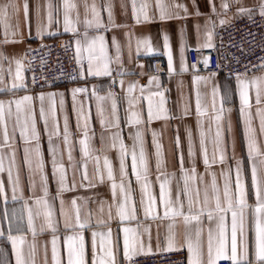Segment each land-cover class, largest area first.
Segmentation results:
<instances>
[{
	"label": "crops",
	"instance_id": "1",
	"mask_svg": "<svg viewBox=\"0 0 264 264\" xmlns=\"http://www.w3.org/2000/svg\"><path fill=\"white\" fill-rule=\"evenodd\" d=\"M17 5L16 10H9L10 28L8 29L9 42L5 43L4 25L0 24V56L7 59L0 60V68L3 76V83L7 85L4 91H0V100L8 101L19 99L25 95L33 97V109L36 119L37 129L40 133V147L45 162V174L48 177L49 196L47 197L52 206V228H48L43 215L35 217L33 226L36 234L33 235L28 227L27 211L23 209L25 200L34 207V201L37 197L43 196V189L39 174L32 175L29 172L27 164L24 162V148H34L35 141L25 144L20 136V128L17 127L13 132V124L15 115L7 118L9 145L3 149L5 154V171L0 172V180L4 183V194L0 195V264H16V255L13 249L12 241L9 235L17 238V247L21 250L25 264H54L52 258V241L56 239V247L60 264H67L68 250L66 238L82 232L85 237V252L87 264H92V233H107L111 230L114 252L116 253L118 264L124 260L123 245L125 227L137 230L136 234L129 233L130 241L138 235L139 240L143 243L144 251H139L137 244V252L150 253L165 250L167 248V240L170 235L175 236L176 244H185L187 235H191L193 243L196 242L195 228L192 225L186 228L182 218H177L175 227L169 230L170 220L159 218H145L140 204L142 193L140 184L136 181L135 174L132 172L131 152L133 150V136L139 129L143 134V147L145 149L148 169L149 181L151 183L152 195L156 198L158 204V215H163V205L159 202L160 181L157 176L160 173L156 170V147L153 142V133H156V143L161 146L163 156L162 171L165 172L171 180L170 190L173 200L176 199L178 191L183 188L184 181L180 171V157H183V167L190 170L193 166L192 158L189 157V144L187 132L190 130L192 134V145L195 153V168L197 175L204 177V183L197 181L201 189V199L203 197L204 184L211 183L212 172L216 173L217 184L223 192L224 178L220 175L222 167H226L216 163L212 165L208 172L205 171L203 157L200 147V127L198 120L202 121L203 130L206 133L205 144L211 160L213 153L212 140L215 136L216 122L214 117L217 114L222 115L220 122L223 132L224 146L226 147L228 163L232 164L233 180L235 173V162L231 159L233 156L232 142L235 141L236 158L241 159L245 166L246 189L249 192L248 204L251 206L247 210L246 232L249 245V253L252 256L255 252V231L252 216V208L255 206V196L251 189V172L250 162L247 158V147L244 140L243 118L240 114V97L237 88V80L235 77H227L215 72L193 71L188 61V50L190 48H206L203 47L208 42V32H212V44L215 46V28L221 25L220 20L229 21L232 15L228 9L221 8V0H161V4L165 8V15L172 18L161 19L160 8L157 7V0H135L137 9L142 3H147L146 9L149 19L145 20L143 14H139V22L137 15L133 13V0H95L100 12L102 26L97 28L95 25L88 28L87 40L94 39L97 36L104 37V45L107 49V55L110 58V68L112 70L110 76H91L87 73V56L88 53L83 50L80 53L82 60L78 64L79 80L67 85H56L39 90L29 89V77L25 62L26 50L36 44L39 40L56 38L65 35L72 36L75 58L76 40L80 39L82 48L87 46V40L83 37L85 31V10L83 0H70V3L77 5V8L71 9L69 15L74 23L77 31H64V0H12ZM28 4V16L25 20L23 5ZM93 0H89L91 4ZM229 6H233L235 13L238 14V8L244 7L254 9L259 12V4L261 0H225ZM9 3V0H0V6ZM111 5L112 24L109 22L108 5ZM174 4H182L187 8V12L183 9L173 7ZM215 5V13L212 11V5ZM229 8V7H228ZM197 11L200 15H197ZM49 14H51V24H49ZM179 16V18H176ZM79 17V22H77ZM88 18L91 19L89 12ZM215 27H213V23ZM116 25V26H113ZM43 33L37 36V27ZM199 26V27H197ZM15 33V35H13ZM165 37L168 38L165 46ZM113 38L119 44V53L113 44ZM149 41L151 51H147L146 46L141 43L138 50V41ZM99 42L96 45V55H99ZM169 52L172 57V71L169 70ZM119 55V62L116 57ZM154 55H163L166 59V68L164 73L154 75L149 72V58ZM16 60H20L23 64L22 75L24 77V87L11 89L13 78L16 72ZM77 61V59H76ZM11 70V71H9ZM83 72V75H81ZM215 73L213 76L212 74ZM259 75L257 69L251 73ZM243 75V74H242ZM140 76V77H139ZM206 77L207 82L201 80L196 82V77ZM155 77V80H152ZM152 80L150 84L149 81ZM122 82V83H121ZM137 84L131 94L133 104L129 105V93L127 91L129 84ZM218 89L216 97V109L213 110L212 89ZM76 88H85L86 93H77L75 100L73 99L72 90ZM143 89V91H141ZM95 90L96 95L107 97L108 93H113L111 98L98 102L92 94ZM200 94L201 110H206V115L198 117L196 111V95ZM162 92L167 119H153L148 122L149 98H151L153 112L155 113L160 106V97L154 95ZM49 93H55V113L56 124L60 133L59 137L53 136V145H58L59 152L57 154L58 164H63L66 172V185L69 191L63 192L57 197L58 184L52 175V157L48 151V133L45 131L44 122L40 118L41 102L38 97L45 95L43 106L45 114L49 121V131L52 130V117L50 111ZM60 94H63L61 97ZM63 99V107L60 101ZM115 99L117 109L115 115L112 112V100ZM98 103L103 109V114L98 113ZM251 112L253 115V127L256 129L257 137L260 140L261 147L264 148V137L259 134V119L256 117V100L253 94L251 98ZM221 107L223 112L220 113ZM264 108V101L259 105ZM187 110V114H185ZM13 113L15 114V106L13 105ZM132 113H137L141 120L138 125L129 123ZM67 117L69 142L72 146V161L68 158V145L63 142L64 120ZM23 119V117H22ZM87 119V130L89 139L90 155L85 158L81 152L79 141L83 139L84 124ZM101 120L104 123H101ZM119 127H115L116 124ZM231 124V133L228 131V125ZM79 124V127H78ZM210 130V131H209ZM119 131L128 155L125 159L127 179L126 187L130 186L131 197L136 207V220L120 221L116 214V209H112V219L108 218L109 205L113 204V195L111 191V181L107 179V169L104 165V158L107 157L113 166L115 182L120 183L119 170V143L116 148L107 147L112 143L111 135ZM104 137L105 149L101 151V136ZM177 137L179 138V146H177ZM0 144H3V126L0 125ZM15 151L16 164L12 166V178L16 179L19 174L20 186L16 193V200L12 199V183L8 179V168L11 166V154ZM139 144L136 146L137 164L139 167ZM99 157L97 165L95 157ZM219 153H217V158ZM30 158L34 161L35 154L32 153ZM75 165V167H73ZM86 165V166H85ZM97 166L104 175L103 183L100 182L97 175ZM142 171V169H141ZM87 179H83L84 174ZM30 176L35 184V188L30 184ZM164 177L161 176V180ZM94 185V186H89ZM189 186L194 187L192 182ZM211 194V193H210ZM21 197H23L21 199ZM56 197L55 199H53ZM119 189H117V199H120ZM75 199L77 206L80 208L81 222L87 221L85 229L65 228V216L61 215V200L64 201V211L71 218V222L75 223V212L72 209L71 201ZM181 199L185 200V212H187L186 198L181 195ZM103 202V213L100 212L101 203ZM91 213V217H89ZM98 220L107 222V226L97 223ZM228 231L230 236L231 214L227 218ZM202 233L199 238L201 248L204 254L205 264L207 261V244L208 231L212 229L214 237L216 236V222H209L207 218H202ZM43 228V231L41 229ZM145 228L148 232H145ZM23 243H20V239ZM97 248L99 249L100 238L97 237ZM239 240V238H238ZM214 247L216 240L213 241ZM150 247V251H148ZM186 249V247H183ZM102 255V253H98ZM189 253L187 251V264Z\"/></svg>",
	"mask_w": 264,
	"mask_h": 264
},
{
	"label": "snow or ice",
	"instance_id": "2",
	"mask_svg": "<svg viewBox=\"0 0 264 264\" xmlns=\"http://www.w3.org/2000/svg\"><path fill=\"white\" fill-rule=\"evenodd\" d=\"M236 3H239L240 0H235ZM133 13L137 15V21L139 22V14L142 13L145 20H148V14L146 9L148 8L147 3H142L140 8L137 9L135 0L132 3ZM83 7L85 10V20L83 23L85 24V31L82 34L83 37L87 40L88 37V28L93 27L95 25L97 28L101 27V19L100 12L95 3V0L90 4L89 0H83ZM157 7L160 8V18H172L165 15V8L161 4V0H157ZM173 7L183 9V11L187 12V8L182 4H174ZM229 4L225 2V0H221V8L228 9ZM259 15L264 16V0H261L259 4ZM77 8V5L74 3H70V0H64V31H72L75 33L77 31L74 26L73 21L70 18L69 11L71 9ZM16 10L17 5L9 0V3L0 6V24L4 25L5 29V43L9 42H17V41H9L8 37V29L10 28L9 20V10ZM25 20H27L28 16V4L25 2L23 5ZM109 11V22L112 24V14H111V5H108ZM212 11L215 13V5H212ZM254 9L240 7L238 8L239 15H247L249 19H252L254 14ZM89 12L91 13L92 18H88ZM197 15L200 13L197 11ZM176 18H179L177 16ZM77 22H79V17H77ZM213 27H215L214 22ZM221 25L227 23L225 20H220ZM49 24H51V14H49ZM113 26H116L113 24ZM199 27V26H197ZM41 29L39 26L37 27V36L42 35ZM15 35V33H13ZM212 35L213 33L210 31L207 33L208 42L203 45L206 48H212L214 45L212 44ZM165 46L167 47L168 38L165 37ZM99 42V55H96V45ZM143 43L147 51H151L149 41H138V50L139 45ZM113 44L116 46L117 53H119V44L116 42L115 38H113ZM87 52V73L91 76H110L111 68H110V58L107 55V49L104 45V37L97 36L94 39L87 40V46L82 48L81 40H76V53H77V63H80L82 57L80 56L81 51ZM7 59L6 57L0 56V60ZM120 57L117 55L116 61L119 62ZM16 72L13 78V83L11 84V89L22 88L24 87L23 80L24 77L22 75L23 64L20 60H16ZM43 63V61H42ZM203 63L208 65L209 60L207 58L204 59ZM257 71L260 73L259 75L253 73L251 76L248 75L246 71L243 75L237 74V88L240 97V114L243 118L244 124V140L247 147V158L250 162V172H251V189L255 196V206L252 208V216L254 222V231H255V252L252 256L249 253V245L247 241V232H246V221H247V210L251 207L248 204V195L249 192L246 189V177H245V166L241 159L235 157V141L232 142L233 156L232 160L235 162V173L233 180V168L232 164L228 163L229 157L227 156L226 147L224 146V138L223 132L221 129V120L222 115L217 114L214 119L216 122V131L215 136L212 140L213 143V153L211 160L208 156L207 147L205 144L206 133L203 130L202 121L198 120V126L200 127V147L203 157V163L205 165V171L208 172L212 165L219 163L222 166V170L220 175L224 178L223 184V192L221 196L220 188L217 184L216 173L212 172L211 174V183L204 184L203 188V197L201 199V189L197 184V181L200 183H204V177L202 175L198 176L195 168V153L193 151L192 145V134L189 130L187 132V139L189 144V157L192 158V168L190 170H185L183 167V157H180L181 168L180 171L182 173V178L184 181L183 188H181L176 196V199L173 200L171 197L170 184L171 180L168 178L167 174L162 171L163 166V156L161 151V146L156 143L155 137L156 133H153V142L156 147V170L160 175L157 176V180L160 181L159 188V202L163 205V215H158V204L156 198L152 195L151 192V183L149 181V169H148V161L145 153V149L143 147V134L138 129L133 136L134 144L133 150L131 152L132 158V172L135 174L136 181L140 184L141 188V207L144 213L145 218L151 217L152 219H167L170 220L169 230H171L176 225L177 218H182L184 225L189 227L193 224V222L197 225L195 228V236L196 242L193 243L191 239V235H187L185 238V244L177 245L175 241V236L170 235L167 240V248L165 251H179L181 248L186 247L189 253L188 256V264H205L204 254L201 248V244L199 242V238L202 233V228L199 226L201 224L202 218H207L209 222H216V236L214 237L212 229L208 231V244H207V261L206 264H218L220 261L229 262V264H264V148L261 147L260 140L257 137L256 129L253 127V115L251 112L252 104L251 98L254 94L257 108H256V117L259 119V134L261 137H264V108L259 107V105L264 101V63L254 66ZM169 70L172 71V57L169 52ZM11 71V70H9ZM250 71V69H249ZM0 72H2V68H0ZM83 75V72H81ZM213 76L215 73L212 74ZM155 77H152V80H155ZM196 82L204 80L207 82L206 77H196ZM152 80L149 83H152ZM35 82V79L34 81ZM122 83V82H121ZM137 87V84H129L128 93L130 96L129 105L130 107L133 104V99L131 98V94L134 89ZM8 88L7 85L3 83V76L0 75V91H4ZM88 90L85 88H76L72 90L73 99L75 100L77 93H86ZM143 91V89H141ZM98 102L104 101L113 96V93L109 92L107 97L96 95L95 90L92 93ZM61 97L63 94H60ZM154 95L160 97V106L158 110L154 113L151 103V98H149V107H148V122L150 123L153 119H167L168 117L164 114L165 110L163 108L164 99L163 93L158 92ZM218 95V89L213 87L212 96H213V110L216 109V97ZM55 93H49L48 99L50 101V111L52 117V130L49 131V121L45 114V109L43 106V102L45 100V95L41 94L38 99L41 102L40 107V118L44 122L45 131L48 133V151L52 157V175L53 178L57 180L58 190L57 197H59L63 192L69 191L66 185V175L65 168L63 164H58L57 162V154L59 152L58 145H53L52 139L53 136L59 137L60 133L58 131V126L56 124V113H55ZM61 107H63V99L60 101ZM13 105L15 106V114L13 113ZM112 112L113 115L116 113L117 104L115 99L112 100ZM98 113L103 114V109L98 103L97 105ZM196 111L198 117L206 115V110H201V101L200 94L197 91L196 95ZM223 112V108L221 107L220 113ZM185 114H187V110H185ZM15 115L14 124H13V132H15L16 128H20V136L24 140L25 144H29L32 141H35L34 148L25 147L24 148V162L27 164L30 174L35 175L39 174L41 185L43 189V196L37 197L34 201V207L31 206L27 200L23 203V209L27 211V219H28V227L32 231L35 236L36 231L33 226V220L35 217H40L43 215L45 221L47 223L48 228H53L52 222V206L49 203L47 197L49 196V188H48V177L45 174V162L43 158V153L40 147V133L37 129L36 119L33 109V97L30 95H25L19 99L2 101L0 100V125L3 126V144H0V172L5 171V154L3 149L6 147H10L9 145V134H8V124L7 118H12ZM23 117V119H22ZM103 124L104 121L101 120ZM129 123L133 125H138L141 123L139 115L137 113H132V118L129 119ZM79 127V124H78ZM115 127H119L117 123ZM210 131V130H209ZM228 131L231 133V124L228 125ZM83 139L79 141L81 145V152L85 158L89 157L90 145H89V135L87 130V119H85L84 124V132ZM101 151L105 149L104 137L101 136ZM112 143L107 147L116 148L117 142L119 143V170H120V183L117 184L115 182V176L113 171V166L111 161L105 157L104 165L107 169V179L111 181V191L113 195V204L109 205L108 210V218L112 219V209H116L117 217L120 221L127 220H136V207L131 197V187L125 184V180L127 179L126 172V164L125 159L128 155V150L121 139L119 131L113 133L111 135ZM63 142L65 145H68V158L69 161H72V146L69 142V130H68V121L67 117L64 120V131H63ZM177 146H179V138L177 137ZM139 144V167L137 164V154H136V146ZM35 154V160L33 161L30 158V155ZM217 153L219 156L217 158ZM16 153L15 151L11 154V166L8 168V179L12 183V199L16 200L18 197L16 196L17 191L19 190L20 181L19 174L15 180L12 178V166H15ZM99 163V157L94 158ZM86 166V165H85ZM75 167V165H73ZM142 169V171H141ZM97 175L101 183L104 181V175L100 171L97 166ZM161 176L164 177L161 180ZM87 174L85 172L83 179H87ZM192 182L194 187L189 186V182ZM30 184L35 188V184L30 176ZM94 186V185H89ZM117 189H119L120 199H117ZM4 183L0 180V195L4 194ZM211 193V194H210ZM181 195L186 198L187 204V212H185V200L181 199ZM23 197H21L22 199ZM54 197L53 199H55ZM72 209L75 212V223L71 222V218L67 216V213L64 211V201L61 200V215L65 216V228L73 229L78 226L79 229L83 230L87 226V221L81 222L80 219V208L77 206V201L73 199L71 201ZM103 202L101 203L100 212L103 213ZM231 214V226H230V236L228 231L227 218L228 214ZM89 217H91V213H89ZM98 224L107 226V222L104 220H98ZM43 231V228L41 229ZM124 232V245H123V256L127 261H131L137 252V244H139V251H144L143 243L139 240L138 235L135 236V239L130 241L129 233L136 234L137 230L133 228L125 227L123 229ZM145 232H148V229L145 228ZM0 235H3V232H0ZM97 237L100 238L99 249L97 248ZM9 240L12 241L13 249L16 255V264H25V260L21 250L17 247V238L9 235ZM239 238V240H238ZM214 239L216 240L214 247ZM20 243H23V239H20ZM67 250H68V258L67 264H87L86 261V252H85V237L82 232H77L76 235H71L66 238ZM53 249H52V258L54 264H60V260L58 258V252L56 247V239L54 238L52 241ZM150 247L148 251H150ZM102 253V255L98 254ZM34 264V262H33ZM92 264H118L116 253L113 248L112 241V233L109 230L107 233L103 232H93L92 233Z\"/></svg>",
	"mask_w": 264,
	"mask_h": 264
},
{
	"label": "built area",
	"instance_id": "3",
	"mask_svg": "<svg viewBox=\"0 0 264 264\" xmlns=\"http://www.w3.org/2000/svg\"><path fill=\"white\" fill-rule=\"evenodd\" d=\"M228 11L232 18L215 28L214 47L188 50V61L193 71L235 77L246 71L251 73L256 70L254 66L264 63V16L254 12L252 19H249L247 15L236 14L231 5ZM205 58L209 60L208 65L203 63ZM25 62L30 90L67 85L79 80L71 35L39 40L26 50ZM149 67L151 74L164 73L165 57L151 56ZM121 264H187V251L181 248L179 251L141 253L131 261L124 259ZM218 264L229 262L220 261Z\"/></svg>",
	"mask_w": 264,
	"mask_h": 264
}]
</instances>
